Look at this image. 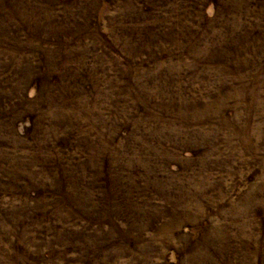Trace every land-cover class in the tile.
Wrapping results in <instances>:
<instances>
[{"label":"rangeland","instance_id":"obj_1","mask_svg":"<svg viewBox=\"0 0 264 264\" xmlns=\"http://www.w3.org/2000/svg\"><path fill=\"white\" fill-rule=\"evenodd\" d=\"M0 264H264V0H0Z\"/></svg>","mask_w":264,"mask_h":264}]
</instances>
